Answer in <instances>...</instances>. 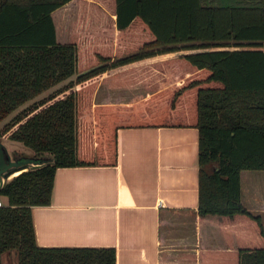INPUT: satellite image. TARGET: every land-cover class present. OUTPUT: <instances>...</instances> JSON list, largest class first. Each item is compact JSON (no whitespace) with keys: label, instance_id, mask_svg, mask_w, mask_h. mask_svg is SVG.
Wrapping results in <instances>:
<instances>
[{"label":"trees","instance_id":"trees-1","mask_svg":"<svg viewBox=\"0 0 264 264\" xmlns=\"http://www.w3.org/2000/svg\"><path fill=\"white\" fill-rule=\"evenodd\" d=\"M70 1L0 0V121L13 113L0 138L47 157L0 186V253L116 264L114 246L38 245L32 206L49 203L57 166L114 163L119 126L195 124L197 211L245 223L236 262L264 264L261 216L241 199L242 170L264 169V0H103L108 19L88 1L59 42L53 12ZM98 88L132 98L93 102Z\"/></svg>","mask_w":264,"mask_h":264},{"label":"crops","instance_id":"crops-1","mask_svg":"<svg viewBox=\"0 0 264 264\" xmlns=\"http://www.w3.org/2000/svg\"><path fill=\"white\" fill-rule=\"evenodd\" d=\"M70 4L77 7V0L64 7ZM70 22L65 19L66 35H60L54 21L59 42ZM131 98L98 88L93 102ZM198 137L195 124L119 126L114 163L57 166L49 203L32 206L37 244L114 246L116 264H237L246 224L234 227L232 219L197 211ZM258 189L246 200L241 189V199L262 220L264 192ZM14 251H2L0 264H18Z\"/></svg>","mask_w":264,"mask_h":264},{"label":"rangeland","instance_id":"rangeland-1","mask_svg":"<svg viewBox=\"0 0 264 264\" xmlns=\"http://www.w3.org/2000/svg\"><path fill=\"white\" fill-rule=\"evenodd\" d=\"M85 1H87V3H84V4L82 3V9L80 11H79L78 7L72 6L70 4L66 7L61 8L60 10H56L55 12H53V15L56 13L54 15V20L56 22V25L58 28V33L60 35H66V28H65V26H63L65 19L70 18V20H71L67 37L64 39L59 38L60 40H64L65 42L71 41L70 30L72 28V23H73V21H76V24H77L78 21H80V19H81L82 13L85 11L84 13H86V15H87V13L90 11L91 8H89L90 6L88 4H90V3L88 1H91V3H92L91 6L93 7V9L100 8L103 11H105V17L107 19L110 17L108 3L106 4V7H105L103 0L102 1L101 0H85ZM64 25H66V22L64 23ZM107 27H108V25H107ZM74 30H75V28H74ZM105 30H104L105 33L109 34L108 30L107 29H105ZM184 52H189V51L182 50V51H179L178 53H184ZM83 62H85V61H83ZM50 90H45L40 95L42 96L43 94H46ZM11 115H9V116L11 117ZM8 117H6L5 119L0 121V127H1L2 123L4 122V120L8 119ZM2 141L11 153L21 154V153H29L31 151L29 147H27L26 145H24L22 142H20L18 140H11V139H7V138H2ZM241 188H242V197L245 200H246L247 194L249 192L255 191L258 193V191H257L258 188H260V189H258L259 191L264 192V169H243L241 172ZM263 195H264V193H263ZM0 198L3 199L4 196L0 194ZM262 217H263L262 221H264V214ZM263 226H264V224H263ZM11 250L13 252H15L14 249H11Z\"/></svg>","mask_w":264,"mask_h":264},{"label":"water","instance_id":"water-1","mask_svg":"<svg viewBox=\"0 0 264 264\" xmlns=\"http://www.w3.org/2000/svg\"><path fill=\"white\" fill-rule=\"evenodd\" d=\"M47 157L34 156L31 153H11L0 138V182L5 183L17 169L20 171L42 165ZM19 171V172H20ZM15 175V174H14Z\"/></svg>","mask_w":264,"mask_h":264},{"label":"built area","instance_id":"built-area-1","mask_svg":"<svg viewBox=\"0 0 264 264\" xmlns=\"http://www.w3.org/2000/svg\"><path fill=\"white\" fill-rule=\"evenodd\" d=\"M4 183L0 182V186H2ZM4 204L3 200L0 198V205Z\"/></svg>","mask_w":264,"mask_h":264}]
</instances>
